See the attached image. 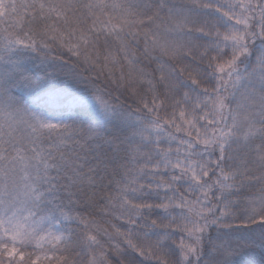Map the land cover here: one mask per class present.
<instances>
[{"label":"snow or ice","instance_id":"snow-or-ice-1","mask_svg":"<svg viewBox=\"0 0 264 264\" xmlns=\"http://www.w3.org/2000/svg\"><path fill=\"white\" fill-rule=\"evenodd\" d=\"M0 264H264V0H0Z\"/></svg>","mask_w":264,"mask_h":264}]
</instances>
